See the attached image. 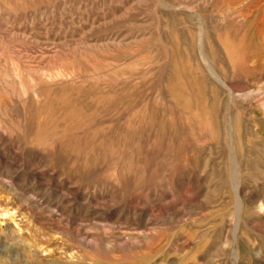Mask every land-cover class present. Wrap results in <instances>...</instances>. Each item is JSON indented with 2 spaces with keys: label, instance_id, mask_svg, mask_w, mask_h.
Wrapping results in <instances>:
<instances>
[{
  "label": "rangeland",
  "instance_id": "374dc122",
  "mask_svg": "<svg viewBox=\"0 0 264 264\" xmlns=\"http://www.w3.org/2000/svg\"><path fill=\"white\" fill-rule=\"evenodd\" d=\"M0 264H264V0H0Z\"/></svg>",
  "mask_w": 264,
  "mask_h": 264
}]
</instances>
